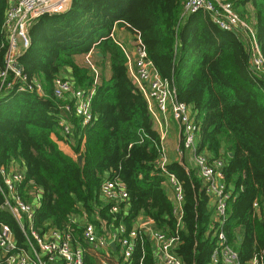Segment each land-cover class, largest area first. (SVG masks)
<instances>
[{
    "label": "trees",
    "instance_id": "trees-1",
    "mask_svg": "<svg viewBox=\"0 0 264 264\" xmlns=\"http://www.w3.org/2000/svg\"><path fill=\"white\" fill-rule=\"evenodd\" d=\"M182 2L72 0L64 13L37 17L29 28L30 46L18 61L26 75L42 80L45 97L29 91L0 97V164L17 165L25 175L23 186L31 187L33 181L39 188L32 226L40 236L50 229L62 234L68 227L72 245L82 246L83 213L100 234L116 231L121 224L130 230L143 216L152 220L155 230L178 233L175 252L183 264H212L213 209L202 180L177 161L166 164L184 193L182 225L177 226L157 165L159 136L148 102L128 76L120 45L109 36L115 23L132 34L137 30L158 74L173 84L178 101L194 109L199 148L224 160L227 188L236 195L223 225L228 242L242 260L259 255L264 264V223L252 206L257 201L259 213H264V78L250 73L245 41L220 29L208 14L194 13L182 25ZM9 3L0 0V66L8 49L4 19ZM234 7L253 25L264 56V0H235ZM91 48L101 53L100 59L108 58L110 76L99 70L91 124L81 127L79 118L72 117L68 144L75 157L51 137L53 133L62 138L53 80L66 75L74 87L89 88L94 72L75 56ZM106 179L119 180L127 192L117 211H111L114 203L101 192ZM20 195L29 201L22 188ZM2 204L0 193V222L11 227L18 246L28 247L27 237H32ZM24 223L28 226L26 218ZM109 254L115 261L108 258L106 264H154L146 238L135 239L127 261L119 248L109 247ZM83 264L102 263L84 253Z\"/></svg>",
    "mask_w": 264,
    "mask_h": 264
},
{
    "label": "built area",
    "instance_id": "built-area-1",
    "mask_svg": "<svg viewBox=\"0 0 264 264\" xmlns=\"http://www.w3.org/2000/svg\"><path fill=\"white\" fill-rule=\"evenodd\" d=\"M235 0H184L182 2V18L187 14L199 11L207 13L213 23L220 29L236 33L246 43L248 53V68L254 77L264 78V56L262 55L253 25L242 17L234 7ZM72 0H10L4 19V28L8 35V49L3 66H0V97L10 91H29L40 97H45L44 84L37 76L29 77L23 71L18 57L30 46L29 28L35 19L41 15H53L65 12L70 8ZM111 36L118 43L126 58L127 73L133 84L148 102L151 121L157 126L159 136V157L157 165L172 191V214L177 226L182 225V205L184 193L177 176L168 171L166 164V148L164 145L167 134V113L171 111L180 126V143L177 149V162L189 172L194 170L202 180V186L208 195L209 206L213 209V222L210 226L214 246L210 256L212 264H262L261 257L254 255L246 261L240 260L238 252L229 244L223 225L227 219L229 201L236 195L227 188L224 177V160L211 157L206 150H200L198 145L197 126L194 121L195 112L191 105L178 101L176 89L167 78L161 77L152 61L148 58L142 44L139 31H134L133 50H129L121 41ZM95 54L91 48L85 53V61L94 72L93 83L89 88L74 87L66 75L56 76L53 80L52 97L58 101L60 110L58 124L62 138L55 137L60 145L68 144L73 129L72 117L79 118L81 127L90 125L93 119L91 100L99 83L100 69L92 60ZM153 103L155 107L153 106ZM72 139V138H71ZM69 145V144H68ZM187 155V156H186ZM77 157L75 154L73 155ZM186 157L194 168L186 164ZM25 175L16 167H5L0 164V193L3 196L2 206L6 208L18 222L23 233L30 234L28 247L17 245L11 227L0 222V262L4 264H83L85 245L90 246L102 257L109 254L110 243L118 245L123 261H127L133 252L135 239L146 238L153 243L160 264H183L175 252L179 236L166 234L155 230L149 224L150 219L142 221L139 227L133 226L127 230L120 225L116 231L98 233L94 224L82 214V239L84 245L73 246L71 229L67 227L61 234L50 229L46 235L40 236L32 226L34 209L40 203V190L33 186H23ZM23 186V187H22ZM29 196L26 201L20 195V189ZM101 192L105 198L114 204L111 211L118 210V203L124 202L128 195L124 185L119 180L106 179L101 184ZM258 216L264 223V213H259L258 202L253 203ZM28 221V226L24 223ZM105 263V262H104Z\"/></svg>",
    "mask_w": 264,
    "mask_h": 264
},
{
    "label": "crops",
    "instance_id": "crops-1",
    "mask_svg": "<svg viewBox=\"0 0 264 264\" xmlns=\"http://www.w3.org/2000/svg\"><path fill=\"white\" fill-rule=\"evenodd\" d=\"M9 2H10V0H9ZM203 13H205V12H203ZM191 15L192 14H187V15H184V17L182 18V10H181V18H182L181 24L184 25L188 21V19L191 17ZM247 15L249 17H251L250 20L254 23V19H253V15H252V11H251L250 5H248V13H247ZM112 30H113V36L117 40L121 41V43L124 46H126L129 50H133L134 34H132L125 26H119V25L113 26ZM94 52H95L94 58H96V59H98V61H100L99 63L101 65V67H102V64H103V68L105 66L104 64H106V66H109L108 58L100 59L101 55H98L99 51H97V50L95 51V49H94ZM76 58L77 57H75V60H76ZM95 64H97V63H95ZM97 67L100 69V67L98 65H97ZM65 74H67V73H65ZM102 75L107 77V78L110 76V66H109L108 74H105L104 72H102ZM153 106L155 107L154 103H153ZM172 119H174L177 122V124H173ZM167 122H168V124H167V134H166V137H165L164 145H165V148H166V156H167V159H168V163H170L171 161H177V149H178V146H179V143H180V126H179V123H178L177 119H175V117L173 116L171 111H168V113H167ZM152 126H153L154 130L157 129V126H156V124L154 122H152ZM51 137L55 140L56 135L52 133ZM57 144H58L59 148L63 152H65L66 154H69V155H72V156L74 155V152L72 151V148L68 144H63V146L60 145L58 142H57ZM198 145H199V138H198ZM185 161H186V164H187L188 167L194 168L193 167V163L189 160V158L186 157ZM15 167L18 168L17 165ZM164 185L166 187L165 189H166V191L168 193V196H169L170 200L173 202V196H172V191H171L170 186L167 183H165V182H164ZM146 219H150V218H145L143 216H139L137 218L136 223L134 224V226L135 227H139L142 224V221H144ZM149 224L151 226L153 225V222H152L151 219L149 220ZM111 244H112V242L110 243V246H109L110 248H112V249L119 248L117 244L114 243V246H112ZM153 246H154L153 243H150L153 262H154V264H160L159 259L157 257L155 258L156 252H155V249H153ZM85 247H86V250H85L84 253H88L90 255L95 256L97 259H99V261L102 264H106L107 263L106 260L109 261V259L115 261V259H113L110 256V254L106 255L105 257H102L104 255H101L100 252L98 253L97 251H95L90 246L85 245ZM233 249H235V248L233 247ZM106 251H109V248L108 249H103L101 252L104 253ZM119 253H120V256L122 257L120 250H119ZM240 260H242V259L240 258ZM246 260H242V261H246Z\"/></svg>",
    "mask_w": 264,
    "mask_h": 264
},
{
    "label": "rangeland",
    "instance_id": "rangeland-1",
    "mask_svg": "<svg viewBox=\"0 0 264 264\" xmlns=\"http://www.w3.org/2000/svg\"><path fill=\"white\" fill-rule=\"evenodd\" d=\"M248 7V6H247ZM113 26H117V24L115 23ZM112 29H113V27H112ZM133 40H134V38H133ZM94 49V48H93ZM96 51V50H95ZM86 53V52H85ZM85 53H81V54H78L77 56H75V57H77L76 58V62L77 63H82V64H85L84 63V61H85ZM92 60L95 62V63H97L96 65H98L99 67H100V69L102 70V72H104L105 74H108V70H109V66H106V64H104L105 66H104V68H103V64H102V67H101V65H100V61H98V59H96V58H94V55L92 56ZM172 121H173V124H177V122L174 120V119H172Z\"/></svg>",
    "mask_w": 264,
    "mask_h": 264
},
{
    "label": "water",
    "instance_id": "water-1",
    "mask_svg": "<svg viewBox=\"0 0 264 264\" xmlns=\"http://www.w3.org/2000/svg\"><path fill=\"white\" fill-rule=\"evenodd\" d=\"M98 55H101V53L99 52ZM78 161H81V156H78ZM111 245L114 246V243H112Z\"/></svg>",
    "mask_w": 264,
    "mask_h": 264
}]
</instances>
